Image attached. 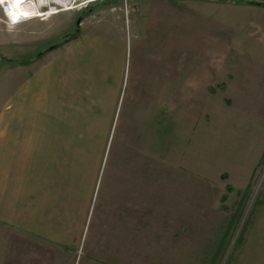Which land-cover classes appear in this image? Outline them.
Masks as SVG:
<instances>
[{
	"label": "rangeland",
	"instance_id": "rangeland-1",
	"mask_svg": "<svg viewBox=\"0 0 264 264\" xmlns=\"http://www.w3.org/2000/svg\"><path fill=\"white\" fill-rule=\"evenodd\" d=\"M247 1L264 3L62 0L64 8H51L56 15L47 19L14 26L0 23V55L11 60L13 106L43 105L45 97L52 118L63 122L62 137L78 134L79 142L88 133L87 112L94 111V125L88 131L93 129L95 143L101 132L97 126L101 106H111L110 133L102 156L94 160L99 184L108 182L117 165L131 106L142 112V124L150 120L144 116L147 100L135 102L132 94L136 76L174 75L166 100L173 102V110L166 104L156 138L148 125L136 128L144 142L152 138L151 146L137 154L142 167H157L158 183L172 185L176 198L187 194L184 185L207 190L203 199L189 201L183 212L189 221L175 222L170 232L159 229L155 238L159 264H264V6ZM83 11L80 32L70 36ZM102 39L104 46L76 47ZM109 44V53L115 46L123 49V54H116L121 55L116 69L122 74L117 96L110 95L116 73L108 76L107 69L102 70L109 64ZM69 54L70 61L81 58L92 68L89 64L85 68V62L74 68L76 62L68 64L74 70L62 78L44 77L61 56ZM92 149L89 152L85 143H79V167L93 162ZM67 156L63 151L60 163ZM73 260L71 248L0 220V264H73Z\"/></svg>",
	"mask_w": 264,
	"mask_h": 264
},
{
	"label": "crops",
	"instance_id": "crops-1",
	"mask_svg": "<svg viewBox=\"0 0 264 264\" xmlns=\"http://www.w3.org/2000/svg\"><path fill=\"white\" fill-rule=\"evenodd\" d=\"M0 23L7 25L1 14ZM104 41L91 40L76 47L104 46ZM110 46L109 64L102 70L104 73L107 69L108 76L116 73L109 91L110 95L117 96L122 87V74L116 69L121 55H117L123 54V49L115 46L109 53ZM4 56L0 55V220L11 221L25 232L59 247L71 248L73 264H159L155 241L158 232L161 229L173 231L175 222L189 221V216L183 213L189 201L193 197L203 199L207 190L205 186L184 185L182 190L187 194L176 198L172 185L158 183L157 167H142L141 155L137 154L151 146L152 138L144 142L142 131L136 128L148 125L156 138L166 104L173 110V102L168 104L166 100L174 75L136 76L132 94L135 102L147 100L144 116L150 120L142 124L139 119L142 112L133 110L136 105L131 106L117 165L111 169L108 182L99 184L94 160L102 156V147L110 133L111 106H101V116L97 119L101 132L96 135V143L93 129L88 131V127L94 125V111L87 112L88 133L84 140L79 142L78 134L63 138L59 133L63 122L59 117L52 118L45 97V105L25 102L15 107L9 101L11 74L9 60ZM71 57V54L61 56L44 77L54 74V78H62L68 70L73 71L79 63L85 62L81 58L79 62L70 61ZM74 63L71 70L68 64ZM88 64L91 67L86 61L85 68H90ZM195 86L201 88V85ZM187 87L189 90V85ZM79 143H85L89 152L95 148L90 166L77 164ZM63 151L68 155L64 164L60 163ZM192 190L197 193L190 194ZM160 223L164 226L159 228Z\"/></svg>",
	"mask_w": 264,
	"mask_h": 264
},
{
	"label": "built area",
	"instance_id": "built-area-1",
	"mask_svg": "<svg viewBox=\"0 0 264 264\" xmlns=\"http://www.w3.org/2000/svg\"><path fill=\"white\" fill-rule=\"evenodd\" d=\"M14 2L15 0H3V2H0V14L10 26L22 24L35 19H47L49 16L51 17L56 14L53 13L49 16H45V13H52L55 10H60L59 7H63L61 0H24L23 3H26L27 6V10H25V8L22 9L19 6L21 3L14 7ZM66 4L68 3L66 2ZM51 8H54V10L52 11ZM9 13H14L16 19H14L13 15H10ZM24 13H27V15H24Z\"/></svg>",
	"mask_w": 264,
	"mask_h": 264
},
{
	"label": "water",
	"instance_id": "water-1",
	"mask_svg": "<svg viewBox=\"0 0 264 264\" xmlns=\"http://www.w3.org/2000/svg\"><path fill=\"white\" fill-rule=\"evenodd\" d=\"M250 3H251V2H250ZM251 4H253V5H259V6H263V5H264V3H260V2H252ZM85 13H86V12L83 11V13L78 17V19H77V21H76V29H75V31H73V32L70 34V36H74L76 33L80 32V30H81V23L83 22V19H84ZM57 46H58V44H55L54 46H52V47L48 48L47 50H44L43 52H41L40 55L44 54L45 52H47V51H49V50H51V49H54V48L57 47ZM8 60H9V59H8ZM9 61H11V60H9Z\"/></svg>",
	"mask_w": 264,
	"mask_h": 264
},
{
	"label": "snow or ice",
	"instance_id": "snow-or-ice-1",
	"mask_svg": "<svg viewBox=\"0 0 264 264\" xmlns=\"http://www.w3.org/2000/svg\"><path fill=\"white\" fill-rule=\"evenodd\" d=\"M0 2H3V0H0ZM22 0H15V3L13 4V6H17L19 3H21ZM10 15H13V18L16 19V16L14 13H9ZM24 15H27V13H24Z\"/></svg>",
	"mask_w": 264,
	"mask_h": 264
},
{
	"label": "bare ground",
	"instance_id": "bare-ground-1",
	"mask_svg": "<svg viewBox=\"0 0 264 264\" xmlns=\"http://www.w3.org/2000/svg\"><path fill=\"white\" fill-rule=\"evenodd\" d=\"M62 1V0H61ZM24 2V0H22V2H21V4H19V6L22 8V9H24L25 8V10H27L26 8H27V6H26V3H23ZM15 3V2H14ZM13 3V4H14ZM49 14H51V13H45L44 15L45 16H49Z\"/></svg>",
	"mask_w": 264,
	"mask_h": 264
},
{
	"label": "trees",
	"instance_id": "trees-1",
	"mask_svg": "<svg viewBox=\"0 0 264 264\" xmlns=\"http://www.w3.org/2000/svg\"><path fill=\"white\" fill-rule=\"evenodd\" d=\"M236 1H242V0H236ZM246 3H248V4H251L249 1H247ZM264 6V5H263ZM229 189H231V187H228ZM234 221V220H233Z\"/></svg>",
	"mask_w": 264,
	"mask_h": 264
}]
</instances>
